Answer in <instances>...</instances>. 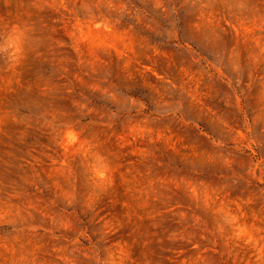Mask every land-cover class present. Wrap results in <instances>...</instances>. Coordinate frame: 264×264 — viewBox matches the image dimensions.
<instances>
[{
  "label": "rangeland",
  "instance_id": "obj_1",
  "mask_svg": "<svg viewBox=\"0 0 264 264\" xmlns=\"http://www.w3.org/2000/svg\"><path fill=\"white\" fill-rule=\"evenodd\" d=\"M0 264H264V0H0Z\"/></svg>",
  "mask_w": 264,
  "mask_h": 264
}]
</instances>
